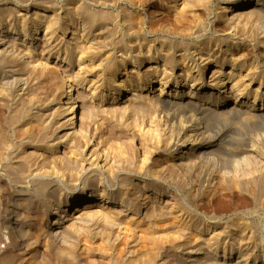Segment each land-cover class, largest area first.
I'll use <instances>...</instances> for the list:
<instances>
[{"label":"bare ground","instance_id":"obj_1","mask_svg":"<svg viewBox=\"0 0 264 264\" xmlns=\"http://www.w3.org/2000/svg\"><path fill=\"white\" fill-rule=\"evenodd\" d=\"M202 1L207 12L196 10ZM31 6L42 9L17 15L16 7ZM231 12L244 27L264 22V0H0V264H42L41 248L47 249L46 264L65 253L74 257L70 248L79 240L76 224L95 216L121 221L126 214L122 218L120 212L139 211L141 201L147 223H154L142 226L140 246L151 249L141 247L143 252L134 258L119 256L118 264H173L167 258L159 262L163 255L157 252L168 245L174 255L178 222L173 220L181 216L188 228L201 220L174 201L177 169L194 173L196 164L211 163L222 146L251 147L242 141L244 130L264 124V37L259 34L250 43L243 35L228 36L216 19L225 20ZM209 24L215 25L214 33L209 34ZM40 30L48 52L59 58L61 49L71 50L86 74L75 79L35 54L37 46L27 51L19 47L21 39L37 44ZM69 31L75 33L73 42L57 41ZM50 67H57L59 75ZM80 86L90 88L94 101L110 107L84 113ZM98 119L105 126L97 136L90 125ZM99 135L106 140H98ZM110 155L115 162L104 159ZM103 161L106 172L98 169ZM197 174L203 181V171ZM116 183V190L108 189ZM187 193L191 197L192 191ZM115 203L121 205L119 212L111 214ZM210 218L203 223L209 235L203 241L209 246L202 253L218 261L197 257L193 264H248L250 249H261L259 239L247 230L250 226L237 222L241 219L227 222L218 214ZM164 220L171 222L167 226ZM161 221L167 245L156 234ZM84 235L85 241L98 238ZM203 246L187 252V260ZM101 247L97 251L105 250ZM97 260L93 264H104L105 258Z\"/></svg>","mask_w":264,"mask_h":264},{"label":"rangeland","instance_id":"obj_2","mask_svg":"<svg viewBox=\"0 0 264 264\" xmlns=\"http://www.w3.org/2000/svg\"><path fill=\"white\" fill-rule=\"evenodd\" d=\"M214 1L217 3V1H219V0H214ZM205 3L206 2H204V1L199 3L198 6H200V7L197 6L198 8H196V10L200 12V11H202L204 9L203 11H205L206 10ZM202 5L205 6V7H203ZM15 9H16L17 15H24V17H25L27 15L28 16L34 15L35 14L34 12H36V11L42 9V8L36 9L34 6H31L27 10H25V9L23 10V8L21 9V8H18V7H16ZM43 9H45V8H43ZM41 12L46 13L47 11L41 10ZM205 12H207V10ZM205 12H202L201 14L203 15V13H204V16H206L207 14L205 15ZM217 12H218V10H214L213 9L212 14L215 15V13L217 14ZM47 13L51 14L52 12H47ZM235 15L236 14H233V12H231V13L228 14V17L225 20L219 21L218 19H216V23L219 22L221 24L220 26H222L223 28L226 29V34L228 36L230 35V36L233 37V36H237L238 35L237 37H242V35H243V37H245L247 39V41L250 42V43L251 42L255 43V40L257 39L259 34H261L264 37V22H259V23L256 22L253 25L252 24H247L246 27H244V23H245L244 21H246V19L243 18L244 19V21H243L244 23L238 24V22L235 21L236 20L235 18L237 16V15L236 16ZM204 20H206V19H204ZM73 28L74 27L70 28L69 30L71 31ZM207 28H210L209 29V31H210L209 34L215 32V25L209 24ZM211 30L212 31L214 30V31L212 32ZM70 31L67 32L66 34H64V36L62 35L60 37V38H62V40L59 38L60 40H57V41H63L64 39H66L67 41L70 40V42H73L72 39L75 36V33L73 32L74 33L73 34ZM36 35L38 36V38L40 37V40L38 41L37 44H36V41H30V40L24 41V40L21 39V40H18L19 47L21 46V48H24V49L26 48V51H27V48H30V47L31 48H37L38 47V49H33L35 54L41 55V56H46L52 63H55L57 67L64 69L65 73H67V71L70 72L72 74V76H74L75 79L79 78V77H82V75L86 74V73H83L84 72L83 69L80 68V66H82V65H79L80 61L78 60V58H79L78 55L73 56V53H72L71 50H69L70 51L69 52L68 50L64 51V50L61 49L62 50V51L60 50V53L62 52L61 56L59 58H56L55 55L51 54V52H48L49 51V46L47 45V42L45 41L41 30ZM12 36L13 35H10L11 38H12ZM251 36H252V38H251ZM22 38L24 39L26 37H22ZM12 40H14V39L12 38ZM57 41L55 42V44L57 43ZM53 44H54V42H53ZM46 45L48 46V48H47ZM69 55H71L72 58L69 57V60H66L68 62H66V61H64L62 59L63 57H67ZM50 68H52L54 70L53 72H54V74L56 76L59 75L58 74V69H56L55 67L54 68L50 67ZM80 89L84 93V95H82V96H84V97H82V100H83L82 103L84 105L82 111L84 113L88 112L92 108L96 109V110H101L103 108L110 107L107 102L103 103V102H100V101H94V98H92L93 95H92V92L90 91V88H88L86 86L85 87L84 86H80ZM154 92H152V93H154ZM51 105L55 106V102H52ZM103 125L105 126V124H103V120L102 119H98L97 121L96 120L93 121L92 124L90 125V129H92V131H93L91 133H94L95 135L97 133L102 135V131L104 130V126ZM135 130L137 131L138 134L141 133V131H139L137 127L135 128ZM98 134H97V136H98ZM242 135H244V136H241L243 143L244 144L245 143H249L251 147H227V146L224 147V146H222V147L217 148V150L214 152L213 156L214 155L215 156H214L213 161L211 163L205 161L206 163H198V165L196 164V166L194 168L195 169L198 168L197 170H199V171L202 170L203 171V175H204L203 176V181H202V179L199 180L200 178L198 177L197 170H194V173H193V170L187 172V171L182 170V169H180V170L177 169V174L179 176H178V179H177L178 182H177L176 189H175V192L176 191L177 192H176V196H175L174 201H175L176 205L177 204H178V206L181 205V206L187 208L188 210H190L192 216H194L196 214L195 217L198 216L199 220L201 218L202 223H200L201 222V220H200L199 224L197 225L199 228H197V226H194V228H192V227L188 228L187 225L182 223V220L180 218L181 216L180 217L177 216V218L174 217L176 219L173 220L172 223L173 224L177 223V222L178 223L176 224L177 226L174 225V229H175L174 230V234L177 235V236H174V237H176L175 238L176 247H175V250H174V255L172 254L173 255L172 256L171 253H173V252H171V248L165 243L167 237L165 239V236H163L165 233H167L166 232L167 231L166 230V225L169 224L167 222H171V221L167 220V222H166L164 220L166 225H164L163 221H161L162 224L161 225L159 224L160 227L158 226V230H157V231L161 230L160 231L161 233L157 232L156 234H157L158 239H159V237L163 236V237H161L162 238L161 241H160V239H159V241L162 242V243H165L167 246H165L164 248H161V250L159 248L158 249L159 251L156 250L157 252H161L162 255H163V256L161 255L162 257L159 258V262H162V261H164L167 258V259H171L173 261V264H193L195 262L191 261V259H194V258H197V257L200 258L201 261H204L205 259H207V260L209 259L213 263H215V261H218V259H216L214 256L213 257L208 256V257L205 258V257H203L204 254L202 253L204 250L208 251V246H209V244L207 245L203 241V239H205L206 237L209 236V235H207L205 233L206 229L204 228V224H207L208 220L211 219L210 215L214 214V215L217 216V214H218V216H220V218L223 221L230 222V221H233V220L235 221V219H236V221H237V219H241V220H238L237 222L240 221L239 223H241V222H242V224L246 223L247 224V225L245 224L246 226H250L249 228L247 227V230H251V232L257 237V239H259L258 242H259V247L261 249H257V248L256 249L255 248L250 249L249 253L253 257L251 256L247 263L249 264V263H253V262H258L259 264H262V263L264 264V204H263L264 203V184H263L264 183V124H262V125L259 124L258 126L252 128L250 130L249 129L244 130ZM103 138H104V136L99 138L98 140H100V139L103 140ZM245 138H246V140H245ZM104 140H106V138H104ZM112 142L116 143V141L115 142L112 141ZM138 144H139V142H138ZM107 145H109V143ZM64 149H66L65 146H64ZM64 149H63V151H64ZM242 150H244V151L246 150V151L244 152ZM141 157H142V155H141ZM104 159L106 161H111L112 163L115 162V160H114L115 158H113L111 155L108 158L105 157ZM104 161L102 163H100L99 168H98L102 172H106L107 171V168L105 169V167H104ZM119 166H122V165L119 164ZM202 182H203V184H202ZM78 183H80V181ZM199 185H200V188H199ZM81 186H82V184L80 183L78 188H81ZM112 186L114 187V189L111 186H108L109 188L108 187L107 188L108 189L112 188L111 190L114 191V190H116L118 188V183H116V185H112ZM194 188H195V190H194ZM210 189H212V190H210ZM188 191H192V194L189 195L191 197L187 196L188 195V193H187ZM193 191H194L195 194L193 193ZM184 201H185V203H184ZM142 202L143 201H141L140 204H139V202H137L139 205H141L140 207L137 206V208L139 207L138 209H140L139 211L134 210V211H132L130 213L129 212L127 213L126 211L123 210L126 213L120 212V216H122V214L123 215L126 214V215H124L125 218H123L124 216H122L123 220H121V221L120 220L114 221V219L109 218V217L102 218V219L101 218H96L98 216H95L94 218L86 217V219L84 220L83 223H79V224L75 225V228L77 229L76 230V234H77V237H78L79 240H75V242H74L76 247L74 245V246H72L70 248L71 252L73 253L72 256H74V257L67 258L68 255L69 256L71 255V253L70 254L65 253V254L61 255V257L59 256L62 260L59 257L58 258L55 257V258H52L51 261H53V259L57 260L56 262H55V260L53 261L56 264H59V261H61L60 264H63V262H65V261L66 262L64 264H71L72 262H73L72 264H75V263H77V264H81V263L82 264H86L87 262H89L87 264H93L97 260L96 259L97 257H101L98 260L101 261V260H104V258H105V261L103 262L104 264H115V262L118 261L117 258L119 256H121V258L120 257L118 258L119 260L124 258L123 255L126 256L125 257L126 259L130 258V257H133V258L136 257V255L139 254L142 251V249H144L142 246H140V244L144 240V239H142V241H141V238H144V237L141 236L144 233V231H143L144 228H142V226H147V224H148V227H145L147 229L150 226H152L153 223H154V222H152V220H151L152 224L147 223L150 219L148 220L149 216H146L147 215V213H146L147 211L145 210V208H144L145 205ZM113 205L110 207V209L113 210L112 211L113 213L111 212V214H114V213L116 214L117 212H119L118 211L119 210L118 207H119L120 203H115ZM135 211L138 212V213H136ZM90 212H92V210H90ZM82 213L83 212H80V214H82ZM133 213L135 215H133ZM130 214H132V215H130ZM77 215H78V213H77ZM129 215H130V217L131 216H133V217L135 216L134 217V218H136L135 221H133L134 220L133 217H131V218H133L132 221H131V219H129L130 218ZM137 215H138L139 219H141L140 221L142 222L143 225L141 224L139 219H137L138 218ZM141 215L143 216L144 220L142 219ZM140 216H141V218H140ZM238 216H240V217H238ZM111 219H112V221H111ZM137 220L140 223L139 222L137 223ZM119 222H120V224H119ZM134 222H136V223H134ZM143 222H145L146 225ZM133 223H134V226H133ZM137 224H139V227L137 226ZM80 225H83V226L80 227ZM164 226H165V228L163 229L162 227H164ZM79 227H80V229H78ZM85 227L88 228L90 233L88 232L87 228H85ZM109 227H111V228H109ZM133 227H134V229H133ZM90 228H92V229H90ZM138 228H140V230ZM108 229H109L110 232H108ZM197 229H198V231L201 230L202 233L198 232ZM131 230H132V232H131ZM77 231H81V233L80 232L78 233ZM86 231H87V233H86ZM140 231L141 232L143 231V232L141 233ZM104 232H106L107 234L104 233ZM82 233H84L86 235L87 234H93V235L97 234L98 238L93 239V241H91V242L86 240L87 242H90V243H88V246H87V242L84 240L85 235L82 234ZM109 233H110V235H109ZM131 233H133L132 234L133 236L130 235ZM160 234H161V236H160ZM81 235H83V237ZM106 235H109V236H106ZM143 236H144V234H143ZM122 237H126V238H122ZM130 238H132L133 240L130 239ZM98 239L103 244L100 243V241L98 242ZM136 239H139L138 241L140 243L137 242ZM126 240H128L127 241L128 243L126 242ZM162 240H164V241H162ZM119 241H122V242L119 243ZM124 242H125V244H128L130 246L124 245ZM135 242H137L136 246H135ZM221 242L222 241H220V243ZM92 243H93L94 246H89V245H92ZM97 243L99 244L98 245L99 247H100V245L103 247V248L101 247L102 250L105 249V250H103L104 253L100 250L101 248H99L100 251H97L98 250L97 249L98 246L96 245ZM116 243H119V244L117 245ZM104 244H105V246H104ZM142 244L144 245V242ZM201 244H202V246L204 245L203 249L201 250V252L198 251V253H194L192 258L190 257V259L187 260L188 259L187 258V252H189L191 250H193V252H195L197 250V247H199ZM82 245L85 248H83ZM149 246H151V245H148L147 246L148 248L145 247V249L143 251H145L146 249H148V250L151 249ZM92 247L95 248L94 249L95 251L93 249H91ZM121 247H123V248L121 249ZM132 247L133 248L135 247V248L133 249ZM136 247H138V248H136ZM141 247H142V249H140ZM74 248H77V249L75 250ZM128 248L130 250H132L131 253L133 254V256H132L131 253H129L130 251L128 252L129 254L127 253L128 256L126 255V252L128 251ZM165 248H167V249H165ZM41 249L42 250H40V251H42L44 253L47 250V249L44 250V248H41ZM107 249H108L109 253H107ZM73 250L76 251V252H73ZM77 250H78V252H77ZM122 250H123V252H122ZM154 250L155 249H153L152 252ZM183 250H185V251H183ZM218 250H219V253L221 254L222 253V246L220 248H218ZM81 251H83L84 254L81 253ZM86 251H88V252H86ZM116 251H117V253H119V254L121 253L122 255L118 254L116 256L115 255V254H117ZM156 251H154L153 253H155ZM79 252H80V254H79ZM93 252H94V254H93ZM157 252H156V254H157ZM44 253L39 252V254H41V255H39V257H38L40 259V256H42V258H41L42 260L40 259L41 262L39 260V262L42 263V264H43L44 261H45L44 264H46V260L43 258ZM91 253H92V255H91ZM81 254H83V255H81ZM95 254H98V255H95ZM106 254H108V256ZM164 254H167V255H164ZM169 254H170L171 257L168 256ZM65 255H67V256H65ZM111 255H113V257ZM83 256H85L86 258L87 257H90V258H87V260H86V258L83 257ZM114 257H116V258L114 259ZM65 258H67L68 260H66ZM75 258H77L78 262L76 261ZM78 258H80L79 259L80 261H84V262H80L78 260ZM82 258H84L85 260L82 259ZM70 259L72 260V262H70L71 261ZM73 259H75V260H73ZM92 259H93V262H90ZM107 260L108 261L110 260L109 263H107L108 262ZM68 261H69V263H68ZM197 261H198V259H197ZM53 262H52V264H53ZM110 262H112V263H110ZM118 263H119V261L116 264H118ZM213 263H211V264H213Z\"/></svg>","mask_w":264,"mask_h":264}]
</instances>
